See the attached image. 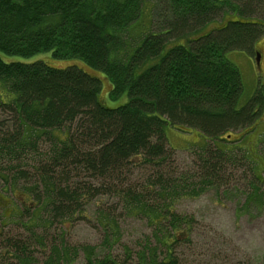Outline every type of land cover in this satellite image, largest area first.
<instances>
[{"label": "trees", "instance_id": "16d2710c", "mask_svg": "<svg viewBox=\"0 0 264 264\" xmlns=\"http://www.w3.org/2000/svg\"><path fill=\"white\" fill-rule=\"evenodd\" d=\"M225 3L0 0V197L9 199H0V264H35L31 245L47 247L43 232L85 218L83 206L100 194L150 228L134 264H179L175 246L185 242L179 234L191 231L192 216L177 212L176 201L219 189L225 166L240 161L222 134L255 126L264 105L258 87L238 106L240 73L225 56L250 52L259 25L228 19L206 30L226 13ZM43 53L66 62L50 65ZM84 67L108 79L110 99L125 100L105 105L103 77ZM167 126L212 141L192 159L191 172L173 176L168 167ZM243 158L252 163L247 153ZM132 167L144 172L143 187L126 182ZM248 188L244 205L262 206L264 194L253 181ZM96 219L107 233L118 230L108 211ZM10 223L28 237L10 236ZM103 243H111L108 236ZM59 244L49 246L44 263L72 264V251ZM78 250L86 264H123L109 253L94 256L93 246Z\"/></svg>", "mask_w": 264, "mask_h": 264}, {"label": "rangeland", "instance_id": "374dc122", "mask_svg": "<svg viewBox=\"0 0 264 264\" xmlns=\"http://www.w3.org/2000/svg\"><path fill=\"white\" fill-rule=\"evenodd\" d=\"M227 1L228 3L223 6L226 13L209 24L206 30L223 26L229 19L256 23L261 33L250 52L232 49L225 53L226 58L239 70L242 93L238 106H243L255 95L258 87H261L264 95V0ZM234 5L237 8L236 12L232 11ZM257 53L259 64L255 59ZM40 57L53 66H62L66 62L52 58L48 53H43ZM14 58L6 57L7 60ZM79 65L83 66L81 63ZM84 68L103 77L100 79V99L105 105L114 107L125 100L124 95L115 100L110 99L107 95L110 89L108 79L104 78L102 73ZM165 135L168 146L173 149V156L168 163V167L173 168V176L182 171L191 172L192 159L200 153L199 150L205 148L207 142L209 146L214 147L212 141H206L205 137L194 129L183 130L167 126ZM221 137L228 141L224 148L233 149L237 155L236 159L240 161L225 166L224 183L219 189H208L198 197H180L176 201L177 212L192 216L191 231L184 236L179 234L180 240L186 238L185 242L179 241L175 246L179 264H264V203L260 207L245 206L243 194L244 191H249V181H253V185L264 194V105L255 126L244 130H228ZM236 146L241 149L236 150ZM244 153H247L252 163L244 160ZM131 169L124 172L126 182L139 188L143 187L144 172L138 167ZM71 177L74 179V175ZM224 189L227 190L225 195L221 192ZM16 194L18 195L19 191ZM6 198L3 195L0 197L4 201ZM83 208L85 218L75 217L65 224L54 222L43 232L46 237V248L40 249L37 244L31 245L35 264H46L43 261L49 255V246L51 244L60 246L59 243L72 251V264H86L83 250H78L74 254L73 249L77 245L95 247L94 256L97 257L109 253L117 262L136 263V252L141 250L145 243L143 239L151 232L145 221L126 216L118 199L106 194L96 196ZM101 209L117 218L118 230L116 229L114 234L112 231L107 233L98 223L96 214ZM5 213L8 215L10 210H6ZM5 232L10 236L28 237V233L22 227L12 223L6 226ZM107 236L111 243L105 245L103 241ZM150 243L154 245V240L150 239Z\"/></svg>", "mask_w": 264, "mask_h": 264}, {"label": "water", "instance_id": "95a60500", "mask_svg": "<svg viewBox=\"0 0 264 264\" xmlns=\"http://www.w3.org/2000/svg\"><path fill=\"white\" fill-rule=\"evenodd\" d=\"M256 62L258 63L259 62V55L257 54L256 56Z\"/></svg>", "mask_w": 264, "mask_h": 264}, {"label": "bare ground", "instance_id": "6f19581e", "mask_svg": "<svg viewBox=\"0 0 264 264\" xmlns=\"http://www.w3.org/2000/svg\"><path fill=\"white\" fill-rule=\"evenodd\" d=\"M205 21V20H204Z\"/></svg>", "mask_w": 264, "mask_h": 264}]
</instances>
